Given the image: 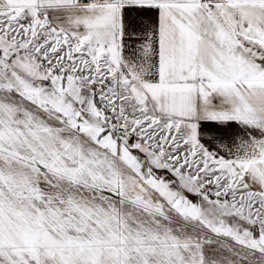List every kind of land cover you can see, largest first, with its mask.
<instances>
[{
	"label": "snow or ice",
	"instance_id": "snow-or-ice-1",
	"mask_svg": "<svg viewBox=\"0 0 264 264\" xmlns=\"http://www.w3.org/2000/svg\"><path fill=\"white\" fill-rule=\"evenodd\" d=\"M0 264H264V0H0Z\"/></svg>",
	"mask_w": 264,
	"mask_h": 264
}]
</instances>
